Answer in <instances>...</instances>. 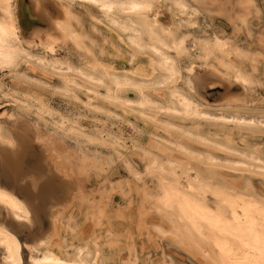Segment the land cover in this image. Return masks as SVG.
I'll use <instances>...</instances> for the list:
<instances>
[{
	"label": "rangeland",
	"instance_id": "1",
	"mask_svg": "<svg viewBox=\"0 0 264 264\" xmlns=\"http://www.w3.org/2000/svg\"><path fill=\"white\" fill-rule=\"evenodd\" d=\"M29 1L23 0L25 4L22 9L27 7ZM187 1L197 10V17L189 19L182 15L175 19L186 26L181 31L190 37L188 53L198 58L191 71L190 62L185 56L173 49L169 50V55L183 69L179 87L187 89L183 83L191 81L195 75L214 64H203L201 54L195 52L193 39L219 35L250 54H264V0H255L257 10L247 9L249 13L240 7L237 0ZM20 2L22 0L14 1L16 15L21 9ZM57 3L56 0H41L40 3L52 21L65 19ZM161 5L165 6L161 8L165 9L161 20L169 23L170 14L166 7L170 9L171 5L168 2H161ZM67 8L71 12L69 23L84 38L86 51L76 47L67 37H59L58 44L78 65H96L108 72L127 75L136 80L150 81L157 77L153 56L132 49L127 38L98 10L78 2ZM240 15L245 16L242 19H246V25ZM189 20H192L191 24L196 23L194 28H187L188 24L191 25ZM30 36L29 31L26 41L32 40ZM62 50L58 49L56 55H61ZM242 67L246 73L251 72L250 62L244 61ZM258 68L255 75L258 80L253 87L243 88L224 78L211 77L197 86L193 94L211 114L214 113L213 116L219 115L221 111L262 114L264 68L262 64ZM25 69L27 66L21 64L20 70ZM28 75L31 79L22 81L14 80L9 72L0 73V81L7 87L18 91L22 97L32 100L38 98L48 109L39 118L35 109L26 111L19 108L16 102L14 104L11 97L0 95V128L6 135H11L15 142L13 147L0 143V154L8 157L3 165L0 161V182L28 202L34 195H39L35 197L39 202H36L39 210L33 212L31 224L15 230L23 243L36 244L38 234L51 232L50 207L54 200L64 198L66 191L73 188L71 198L62 205L64 225L55 234V240H58L56 246L60 239L69 244L88 245L91 260L94 262L98 259V264H127L131 251L136 253L139 264H213L200 256L197 250L172 241L168 236L159 235L154 227L159 221V214L152 209L151 202L159 194V184L155 175L147 173L143 152L163 161L173 157L179 159L181 164L196 163L179 152L176 148L178 143L190 146L204 157L210 154L216 159L213 170L218 185H232L240 189L249 187L248 191L264 201V177L259 172L239 170L232 163L229 164L235 159L233 155L194 142L176 132L166 131L141 118L135 105L134 110H124L120 103L109 102L105 98V86L91 83L80 75H70L69 79L74 80L77 86L70 93H65L59 75H52L51 81L44 78L39 70L36 73L28 71ZM32 77L48 83L39 85ZM152 91L149 90V94H154ZM156 92L160 97L152 95L153 99H166V90ZM119 97L137 101L139 95L135 89H126L119 93ZM111 112L130 121L136 131L120 125ZM62 118L71 124L80 125L85 129L84 134L78 132V136H67L56 131L52 124ZM197 123L211 133L219 129L216 121ZM20 129H23L24 137H19ZM100 132H104L103 137ZM120 132L124 137L122 146L115 145L111 138L105 136H118ZM237 142L239 145L246 144L245 147L250 149H259L264 155V133L253 134ZM198 168L204 172L207 167L200 164ZM143 210L146 211L144 216ZM100 216L101 220H98ZM161 223L169 228L166 220L162 219ZM24 258L25 264H30V252L26 249Z\"/></svg>",
	"mask_w": 264,
	"mask_h": 264
},
{
	"label": "bare ground",
	"instance_id": "2",
	"mask_svg": "<svg viewBox=\"0 0 264 264\" xmlns=\"http://www.w3.org/2000/svg\"><path fill=\"white\" fill-rule=\"evenodd\" d=\"M14 1L0 0V73L9 72L14 80L22 81L31 79L28 71L36 73L39 70L48 80L56 74L61 77L62 91L65 93H70L77 86L69 76L80 75L91 83L105 86V98L109 102L120 103L124 110H134L137 106L141 118L161 126L166 131L176 132L194 142L233 155L235 159L229 164L250 173L259 172L264 177V155L259 149H250L245 147L246 144L239 145L237 142L247 136L264 133V113L253 115L221 111L219 115L213 116L214 113L211 114L193 94L197 86L211 77L224 78L243 88L253 87L258 80L255 75L259 64L264 68L263 53L250 54L219 35L193 39L195 52L201 54L203 64H214L203 73L195 75L191 81L183 83L187 85V89H183L178 86V82L182 80L183 69L169 55V50L173 49L185 56L190 62L191 71L194 70L198 57L194 58L188 53L190 37L181 31L186 26L175 19L182 15L189 19L197 17V10L187 0H56L65 19L54 21L46 15L40 5L41 0H30L23 9L25 3L22 0L18 15L14 10ZM75 2L98 10L101 16L127 38L132 49L150 53L158 70L157 77L150 81L136 80L127 75L108 72L96 65H78L67 56L58 44L59 37H67L76 47L85 49L84 38L69 23L71 12L67 6L70 7ZM161 2L171 5L170 9L166 7L170 14L169 23L161 20V14L165 11L161 9L164 6ZM237 3L245 11L250 8L257 10L255 0H237ZM248 11L246 12L249 13ZM240 16L241 19L245 17ZM242 20L245 24L246 19ZM191 21L188 23L191 24ZM195 25L196 23L188 24L187 28H194ZM29 31L32 40L26 41ZM58 49L62 50L59 56L56 55ZM244 61L250 62V73L243 69ZM21 64H25L27 69L21 71ZM32 80L43 86L48 83L33 77ZM126 89H135L139 95L138 100H122L119 93ZM151 89L154 94H149ZM158 90L167 91L166 99L158 101L152 98V95L155 98L160 97L155 94ZM0 95L11 97L14 104L16 102L19 108L26 111L35 109L39 118L47 113V106L41 100L22 97L18 95V91L10 89L1 81ZM113 115L120 125L136 131L130 121L122 119L116 113ZM200 121H216L219 129L211 133L202 129L205 127H199L197 122ZM52 127L67 136H78L85 131L80 125L69 123L66 118L54 122ZM20 131L19 137H24L23 129ZM99 134L103 137L104 132ZM105 136L111 138L117 146L124 143L121 132L118 136ZM0 143L9 147L15 145L12 136L3 133L2 128ZM176 148L196 163L181 164L179 159L173 157L163 161L155 155L143 152L146 157V171L155 175L159 184V194L151 202L152 209L159 214V221L154 226L157 233L197 250L200 256L209 259L213 264H264V201L248 191L249 187L240 189L232 185H218L213 170L216 159L210 154L204 157L186 144L178 143ZM4 155L0 154L2 165L8 158ZM200 164L206 165L204 172L198 168ZM72 190L73 188H69L64 198L56 199L52 203L51 232L38 234L37 243L29 245L22 242L15 230L31 224L33 212L39 210L35 199L39 195L33 194L34 197L28 202L0 182V199L4 201L0 204V264H25V249L30 252V264H98V259L94 262L91 260L88 245L69 244L61 239L58 247L55 245L58 241L55 240L57 229L64 225L62 205L71 198ZM5 193L7 196L2 195ZM144 210L143 216L146 215ZM162 219L167 221L169 228L161 223ZM98 220H101V216ZM135 254L131 251L127 264H139Z\"/></svg>",
	"mask_w": 264,
	"mask_h": 264
},
{
	"label": "snow or ice",
	"instance_id": "3",
	"mask_svg": "<svg viewBox=\"0 0 264 264\" xmlns=\"http://www.w3.org/2000/svg\"><path fill=\"white\" fill-rule=\"evenodd\" d=\"M133 7H135V6H133ZM2 195H4V196H7V194L5 193V194H2ZM10 198V197H9ZM11 199V198H10ZM4 203V201H3V199H0V204H3ZM8 207H11V205H8ZM17 218H19V217H17Z\"/></svg>",
	"mask_w": 264,
	"mask_h": 264
}]
</instances>
